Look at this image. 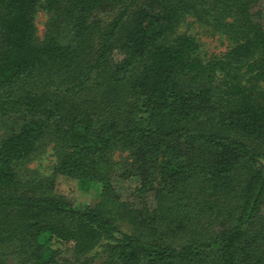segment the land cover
<instances>
[{"label":"trees","instance_id":"trees-1","mask_svg":"<svg viewBox=\"0 0 264 264\" xmlns=\"http://www.w3.org/2000/svg\"><path fill=\"white\" fill-rule=\"evenodd\" d=\"M0 115V264H264V0H0Z\"/></svg>","mask_w":264,"mask_h":264},{"label":"rangeland","instance_id":"rangeland-1","mask_svg":"<svg viewBox=\"0 0 264 264\" xmlns=\"http://www.w3.org/2000/svg\"><path fill=\"white\" fill-rule=\"evenodd\" d=\"M35 29L36 36L38 39H43L47 33V14L40 10L35 15ZM181 32L192 35L195 37L200 45V51L204 58L218 57L223 55L228 49V42L220 35H214L207 33L202 27H200L193 20L187 21L182 28ZM11 130V125L8 120L0 115V138L5 136ZM120 157V154H116ZM115 157L118 159V157ZM55 165L54 153L51 147L42 153L41 156L25 164L22 170L26 168L27 170L37 171L43 176H49ZM264 166V162L261 163ZM132 181L119 180L116 184V190L123 202H131L134 197L131 195L133 191ZM55 191L73 201L77 205H92L97 200V193L95 191L83 192L78 189L74 181L66 180L63 178H57L55 181Z\"/></svg>","mask_w":264,"mask_h":264}]
</instances>
